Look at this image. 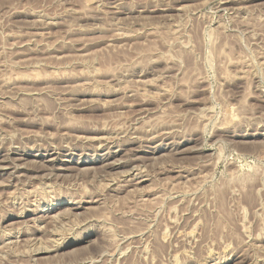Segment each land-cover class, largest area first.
<instances>
[{"label": "rangeland", "instance_id": "rangeland-1", "mask_svg": "<svg viewBox=\"0 0 264 264\" xmlns=\"http://www.w3.org/2000/svg\"><path fill=\"white\" fill-rule=\"evenodd\" d=\"M1 167L0 264H264V0H0Z\"/></svg>", "mask_w": 264, "mask_h": 264}, {"label": "bare ground", "instance_id": "bare-ground-1", "mask_svg": "<svg viewBox=\"0 0 264 264\" xmlns=\"http://www.w3.org/2000/svg\"><path fill=\"white\" fill-rule=\"evenodd\" d=\"M219 6V5H218ZM225 8V7H224ZM102 141V140H101ZM56 148V147H55ZM10 152V151H9ZM21 158V157H20ZM15 159V158H14ZM27 161V160H26ZM25 161V162H26ZM10 164V163H9ZM6 165V164H5ZM19 165V164H18ZM44 165V164H43ZM114 165V164H113ZM10 166V165H9ZM6 167V166H5ZM7 169H14L13 171H14V173L15 172H17L16 171V169H17V166L16 165H14V164H12V168H8V166L6 167ZM0 169H2V167L0 168ZM3 170V169H2ZM62 170V169H61ZM139 172H141V171H139ZM10 174H11V172H10ZM13 174V173H12ZM12 174H11V176H12ZM14 175V174H13ZM16 175V174H15ZM15 175H14V177H15ZM13 177V176H12ZM139 177V176H138ZM10 180V179H9ZM38 192V191H37ZM14 200V199H13ZM58 218V217H57ZM52 219V218H51ZM59 219V218H58ZM6 232V231H5ZM1 233H2V231H1ZM4 240V239H3ZM18 240V239H17ZM50 242V241H49ZM40 243V242H39ZM5 245V244H4ZM51 245V244H50ZM54 245V244H53ZM4 247V246H3ZM43 247H45L44 245H43ZM36 248H38V247H36ZM8 249V248H7ZM49 250H50V248H49ZM32 261V260H31Z\"/></svg>", "mask_w": 264, "mask_h": 264}]
</instances>
